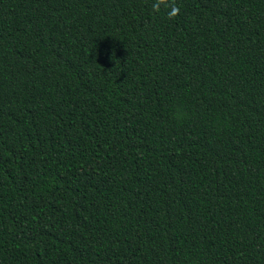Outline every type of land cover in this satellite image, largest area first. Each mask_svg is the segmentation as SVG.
Listing matches in <instances>:
<instances>
[{
  "label": "trees",
  "instance_id": "16d2710c",
  "mask_svg": "<svg viewBox=\"0 0 264 264\" xmlns=\"http://www.w3.org/2000/svg\"><path fill=\"white\" fill-rule=\"evenodd\" d=\"M175 4L0 0V264H264V0Z\"/></svg>",
  "mask_w": 264,
  "mask_h": 264
},
{
  "label": "clouds",
  "instance_id": "9594fccd",
  "mask_svg": "<svg viewBox=\"0 0 264 264\" xmlns=\"http://www.w3.org/2000/svg\"><path fill=\"white\" fill-rule=\"evenodd\" d=\"M155 10H159L156 4L153 5ZM179 7L175 4V0H168V11L167 15L169 19H174L179 14Z\"/></svg>",
  "mask_w": 264,
  "mask_h": 264
}]
</instances>
